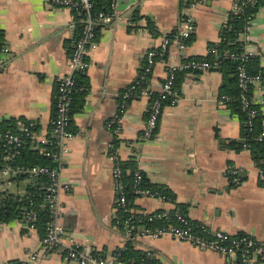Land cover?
I'll return each mask as SVG.
<instances>
[{
  "label": "crops",
  "instance_id": "0c3cea01",
  "mask_svg": "<svg viewBox=\"0 0 264 264\" xmlns=\"http://www.w3.org/2000/svg\"><path fill=\"white\" fill-rule=\"evenodd\" d=\"M243 1L203 0L192 6V0H118L114 21L98 25L96 47L88 53L89 66L83 72L87 91L73 95L75 137L60 171V180L71 189L60 193L58 221L63 236L73 239L83 254L106 259L127 244L113 225V155L122 162L134 161L149 184L173 197L165 205L137 197V211L168 208L198 228L247 234L263 248L257 264H264V187L250 150L242 147L240 116L223 98L235 87L233 75L220 68L181 72L173 102L164 106L153 139H142L150 96L158 93L168 69L184 59L207 56L208 46L219 42L230 15ZM190 15L196 19V30L181 52L174 33ZM0 30V46L9 49L0 67V123L14 120L16 130L19 123H32L36 137H52L57 83L69 73L81 25L73 12L53 8L49 0H0ZM166 39V51L145 78L148 97L129 100L121 112L120 95L142 74L146 52L160 51ZM239 39L244 51L257 58L258 68L264 69V0ZM253 93L264 99V89L255 87ZM258 107L264 116V104ZM114 121H118L116 134L108 128ZM232 170L237 171V182ZM3 175L0 165L1 191L16 195L23 191V183H8L10 178ZM40 241L37 231L20 220L0 222V264H22L39 249ZM132 244L159 264L237 262L170 238L138 236ZM31 264L79 263L55 249Z\"/></svg>",
  "mask_w": 264,
  "mask_h": 264
},
{
  "label": "built area",
  "instance_id": "2783aa9c",
  "mask_svg": "<svg viewBox=\"0 0 264 264\" xmlns=\"http://www.w3.org/2000/svg\"><path fill=\"white\" fill-rule=\"evenodd\" d=\"M118 0H111L109 11H97L92 0H49L53 8H65L73 12L77 17L81 31L79 37L75 40L73 52L69 59V73L60 78L57 83L56 99H55V115L50 122V131L52 140L48 138H38L35 135L34 125L32 123H19L18 129L15 132L0 131V161H3L2 170L10 180L19 176H34L46 175L50 183L46 187V203L50 209L52 220L48 224L45 237L40 241V247L31 254L22 264H31L39 256L52 250L63 251L67 258L78 261L79 264H123L117 261V255H112L109 258L102 259L93 255L83 254L77 247L73 239H67L63 236L62 228L59 224L61 213L60 193L68 192L71 188L68 184H64L60 180V171L64 156L69 152V142L75 137V132L71 127L72 122V102L73 93L76 89V76L84 72L89 63L87 55L90 50L96 47L95 35L98 25L109 24L116 18L115 6ZM203 0H192V6L202 2ZM263 0H244L243 6L250 8L257 7ZM240 8V10L242 9ZM239 10L237 11V13ZM196 30V19L193 16H187L183 19L180 29L177 32L179 41V49L183 52L187 46V40ZM169 45V40H164L160 51L149 50L146 52V66L140 75V80L145 81L146 76L150 73L157 57L162 56ZM9 53L6 46H0V67L3 65L4 58ZM208 54H216V50L208 48ZM252 54L248 52H229L225 51L220 57L214 61L206 59H184L179 65L170 67L167 75L161 84V88L153 99H150L147 108V118L143 130L142 139L144 141L152 140L157 126L158 120L164 108V103L168 100L173 102L175 96V80L177 73L187 72H207L220 68L221 59H227L236 64L235 79L238 88V102L240 109L245 116L247 132L253 134L252 140L261 144L264 148V116L261 113L258 105L264 104V99L256 97L253 93V88L258 87L264 89V77L259 74L252 75L246 71L245 64ZM131 83L120 95L121 106L123 112L129 100L136 99L141 96H147V90L136 87ZM225 98V97H223ZM263 116L260 120L259 131L255 132V120ZM118 121L111 122L108 128L114 133L118 130ZM34 143L35 148H41L44 155L57 163V166H12L15 159L19 156L21 150L26 144V141ZM243 139V149L248 150V145ZM114 162L112 168V177L114 182V191L116 195L115 212L123 209L126 212V192L124 181L122 178V170L119 166V159L116 156H111ZM234 181H238L237 171L232 170ZM259 182L264 187V167L258 171ZM133 192L137 197H145L160 200L164 205L170 203V198L165 194L153 190L151 188L142 187L143 175L140 170H136L133 176ZM11 181H8L10 183ZM24 189L17 194L21 200L27 199L26 185L28 180L20 182ZM136 214H142L145 217V222L152 224L154 222H165L164 226L146 227L143 225H135L134 217L128 216L124 220L116 219L113 225L118 230L122 228V233L126 238V242H133L138 236L152 238H170L192 245L201 250L212 251L220 256L233 261L241 260L242 264H257L260 255L263 253L261 245L251 236L247 234H229L224 231L216 230L209 231L203 227L196 225L189 220L184 214L176 210L163 208L153 213H145L134 211ZM116 217V214H115ZM114 217V218H115ZM36 215L32 210H25L20 221L25 227L32 230L35 229L34 222ZM120 227V228H118ZM150 254L149 252H146ZM152 255V254H150ZM153 256V255H152ZM154 257V256H153ZM159 264V263H157Z\"/></svg>",
  "mask_w": 264,
  "mask_h": 264
},
{
  "label": "trees",
  "instance_id": "16d2710c",
  "mask_svg": "<svg viewBox=\"0 0 264 264\" xmlns=\"http://www.w3.org/2000/svg\"><path fill=\"white\" fill-rule=\"evenodd\" d=\"M110 1L111 0H92V2L94 3V7L96 8L97 11H108V8L110 6ZM242 3L240 4L241 7H242ZM258 6L255 8L243 6L241 10L239 9L238 13L235 12L231 14L228 23L221 31L219 42L210 44L208 46V48L215 49L216 54H208L205 57L196 58V59H206L208 61H214L218 56L220 57L225 51L236 52V53L243 52L244 45L242 41L239 39V36L245 30L248 21L252 19L254 13L257 11ZM174 35L177 36V32H175ZM2 36L3 35L0 30V41ZM245 68L249 74L252 75L259 74L262 77H264V69L258 68L256 57L251 56L248 59L247 63L245 64ZM220 69L223 72H227L229 75H233L234 77L233 82L235 80V87L233 86L228 96L225 97L227 102L226 104L232 110L233 113L238 114L240 116L241 125H242V138L246 139L245 143L249 147L248 150H250L251 156L255 161V163L258 165L259 169L263 168L264 148L261 144L251 139L255 133L249 134L247 132L245 116L241 111L238 102V98H237L238 88L235 79L236 64L230 60L221 59ZM84 77L85 76L83 75V72L79 73L76 76V89L75 92L73 93L74 98L76 96L83 95L87 91L86 90L87 83L84 80ZM179 82H180V73H177L175 86ZM134 84L136 85V87H139V89L140 88L147 89V83L145 81L142 82L140 78H138ZM155 96H156L155 94L151 95L150 99H153ZM170 102L171 100L166 101L164 103V106L169 104ZM72 109L74 110L73 102H72ZM262 117L263 116H259L255 120L256 133L259 131L260 120ZM14 124H15L14 120L4 121L0 123V131L15 132L16 129ZM33 130L34 127L32 131ZM48 139L52 140L53 138L49 137ZM117 143L118 140L114 139L113 144L115 145ZM34 145L35 144L31 143L29 140L26 141L25 146L21 150L19 156L13 162L12 166H46V167L57 166L56 162L47 158L42 152L41 148H44L45 146L42 145L40 146V148H35ZM0 164L3 165L4 164L3 161H0ZM118 164L122 170V178L124 181V187L126 192L127 211L124 212L123 209L121 210L118 209L116 211V217L114 218L113 222H115L116 219L122 221L128 216H133L135 225H143L149 228L156 226H164L166 224L165 222H154L152 224H149L145 222V217L142 214H136V213L133 214V212L131 213L132 210L137 211L136 206L134 205V199L137 198V195L134 194L132 188V184L134 180L133 176H134V172L137 170V167L134 161H126V162L120 161ZM26 179L28 180V183L25 187L28 192L27 199L23 198L20 200L16 194L0 190V222L7 223L12 220H20L25 210L28 209L32 210L36 215L34 227L40 237V240H42L46 235L47 226L52 220L50 209L48 208L46 203V195H47L46 187L49 185L50 180L46 175H39V176H34L32 178H28V176H19L17 178H12L10 181L17 182L19 184L22 180H26ZM141 185L142 187L157 190L173 200V197L170 195L168 190L159 186H154L152 184H149L144 177L142 179ZM119 230L120 232H122V228H120ZM92 255L98 258L97 255L95 254ZM113 255H117V261L123 264H157L158 263L157 260L152 255L136 249L133 246L132 241L128 242L121 249L114 251ZM236 261H237L236 264H242L239 258ZM7 264H18V263L10 262Z\"/></svg>",
  "mask_w": 264,
  "mask_h": 264
},
{
  "label": "rangeland",
  "instance_id": "374dc122",
  "mask_svg": "<svg viewBox=\"0 0 264 264\" xmlns=\"http://www.w3.org/2000/svg\"><path fill=\"white\" fill-rule=\"evenodd\" d=\"M2 176V175H1ZM3 178L4 179H8V176H6V175H3ZM120 231V230H119Z\"/></svg>",
  "mask_w": 264,
  "mask_h": 264
}]
</instances>
